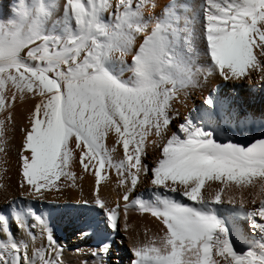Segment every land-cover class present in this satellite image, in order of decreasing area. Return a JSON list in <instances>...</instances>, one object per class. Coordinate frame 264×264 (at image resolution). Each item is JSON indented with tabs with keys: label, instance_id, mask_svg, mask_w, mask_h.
I'll use <instances>...</instances> for the list:
<instances>
[{
	"label": "snow or ice",
	"instance_id": "obj_1",
	"mask_svg": "<svg viewBox=\"0 0 264 264\" xmlns=\"http://www.w3.org/2000/svg\"><path fill=\"white\" fill-rule=\"evenodd\" d=\"M8 7L17 10L0 21V112L11 123L17 97L35 103L19 129V194L0 208V264H67L57 221L88 242L75 249L79 264H124L116 236L132 208L160 227L132 240L127 264H264V243L235 252L223 224L202 210L239 204L264 234V199L246 207L230 194L264 178V96L239 95L246 85L264 92V0H167L159 15L155 0H13ZM110 56L125 63L126 82L102 66ZM210 81L199 115L190 110L173 126V102ZM10 131L0 117V151ZM146 143L157 150L151 160ZM77 161L94 176L88 197L66 196ZM109 169L123 204L99 193ZM144 178L150 199L134 195Z\"/></svg>",
	"mask_w": 264,
	"mask_h": 264
},
{
	"label": "bare ground",
	"instance_id": "obj_2",
	"mask_svg": "<svg viewBox=\"0 0 264 264\" xmlns=\"http://www.w3.org/2000/svg\"><path fill=\"white\" fill-rule=\"evenodd\" d=\"M12 2L13 0H0V8H3L4 13H5V16L0 17V21L6 20L9 15L15 13V11L17 10L16 7L9 9L8 5ZM185 2L192 3V2H197V0H185ZM16 3L19 6H23L24 0H16ZM60 3L62 5L63 0H60ZM155 3H156V8L153 9L152 12L154 15H159L161 12L162 5L166 4L167 0H155ZM104 61L106 62L104 64L105 65L104 68L106 71L109 72L110 75H112L114 78H116L120 82H126L129 73L124 70L125 63L123 61H121L116 56H110L108 58H105ZM107 63H108V66H106ZM253 78L255 79V74ZM211 84L212 82L210 81L209 84L205 85L202 88L190 89L189 90L190 95L186 99L183 96H180L176 101L173 102L172 107L175 110L174 118L171 121V124L173 126L181 122L183 117L189 114L190 110H192L191 111L192 116H194L195 112H196V117L199 115L200 111L204 107L202 105V99L204 96H207L209 94V87H211ZM258 88L259 86H257V89ZM257 89H253L252 92L250 93L246 85L244 88L239 89V95L241 93L240 95L241 97H246L254 93L257 98V101L259 102L260 98L264 96V92H260ZM5 91H6V94L10 95V92L7 88ZM243 94H245V96ZM34 103H35L34 97L29 96L26 100H23V101L20 100L19 97H17V99L13 101L12 107L10 108L11 123H8V120H7L8 111L6 110V111L0 112V117L6 119V126L11 129L10 132L6 133V136L8 138V143L5 146V150L0 151V208L5 206L8 196H18L19 191H20V188L18 187L19 176H18V163H17V151H16L20 144L21 134H20L19 129L22 126H24L25 121L28 119L29 110L32 106H34ZM105 143L106 145L111 147L115 143V140L113 137L109 136V137H106ZM146 148L148 150V159L151 160L152 156L155 154L157 150L155 148H148L147 143H146ZM122 151L123 150L121 146L117 144L116 145V155L121 156ZM70 170L73 172V174L76 177L75 186H72L71 181L68 182L69 189L66 191V196L79 197L83 195L84 197H88L90 185H94V176L90 173L83 172V170L79 167L78 161ZM80 172L81 173L83 172V173L81 174ZM103 177H104L102 178L103 182L101 179V182H102L101 185H104L105 181H107V186L99 189L100 195L108 198L112 203L118 202L120 204H123V200L120 199L121 191L117 184L116 173L112 171L111 169H109L108 175L103 176ZM256 179H258V181L263 180L262 183L264 182V178L255 177L254 180ZM208 183L212 184L213 189L219 186L218 183L215 181H211ZM147 184L148 183L145 180H143V182L140 183L138 187L136 188L134 195H140L142 197L145 195V193H149L147 191H145V193L142 192L143 188L147 187ZM248 186L242 187L238 189V191H236L237 188L233 186L230 192V194H232L237 199L238 202L241 200H246L247 201L245 205L246 207L249 204H252L253 199L257 201V204L260 199L262 198L264 199V196L258 195L260 191V186H261L260 183L259 185H257L258 187L257 189L254 187L255 188L254 193H250L251 191L249 192ZM81 188L83 189L82 192H81ZM250 189H252V187ZM222 194L223 196H225V193H222ZM149 196L150 194L149 195L146 194L147 199L149 198ZM177 198L179 199V197ZM221 202L223 203L221 205L224 208L232 210L231 215L234 221V222L232 221V223L234 224L233 226L235 230L234 232L238 234L237 238L239 240L240 239L248 240L250 243H254L256 245H258L259 243H264V234L252 228V226L249 223L248 217L246 215V211L243 207H241L239 204H230V203H225L223 201ZM216 204L217 203H211L210 205L208 204L202 205V210L205 212L210 211L211 214L216 216V214L218 213L217 209H220L219 207L217 208L218 205ZM37 207H39V205H37ZM231 210H229V212ZM124 223H125V216L123 214V210H121L122 229H123ZM228 226L225 228L226 230L228 229ZM9 227L13 234V238H17V239L20 238L19 230L11 222V220H9ZM159 227H160L159 222L154 217H152L150 213H142L138 211V209H135V208H132L129 210L127 214V229L126 231L122 230L121 233L116 236L117 240H121L123 238V243L116 247V251H118L120 255L123 257L124 264H127L129 260V257H130L129 245L131 244L132 240L135 238L144 240L148 236L157 235ZM54 233L57 239L67 246L63 252L62 258L67 262V264H79V261L84 259V257H81L79 254H77L75 249L78 247H83L84 243H88V242L79 241L73 234L72 226L63 221L56 222ZM227 235H228V231H227ZM3 239H5V236L3 235L2 232H0V240H3ZM93 239H95V237ZM40 243H43V241L38 239L37 244H40ZM231 246L235 252L241 250V248L238 247L237 245H231Z\"/></svg>",
	"mask_w": 264,
	"mask_h": 264
},
{
	"label": "rangeland",
	"instance_id": "obj_3",
	"mask_svg": "<svg viewBox=\"0 0 264 264\" xmlns=\"http://www.w3.org/2000/svg\"><path fill=\"white\" fill-rule=\"evenodd\" d=\"M106 62L104 61V59L102 60V66L103 67H105V64ZM106 66H108V63H107V65ZM240 95H241V93H240ZM244 96H245V94H243ZM196 117V112H195V114H194V116H193V118H195ZM84 172V171H83ZM82 172V173H83ZM81 173V172H80ZM81 173V174H82ZM91 174V173H90ZM83 177H85V176H83ZM102 178H104L103 176H102ZM82 179H84V178H82ZM148 184H147V187H145V188H143V190H142V192H144L145 193V191H147V192H149V193H145V195L144 196H142L141 198H144V199H147L146 198V194H150V196H149V198L148 199H150L151 198V193H150V191H149V181H147L148 180V178H145L144 179ZM257 181V182H256ZM262 181L263 180H259L258 181V179H256V180H254L253 181V183L252 184H250L249 186H248V188H249V192L250 193H254V191H255V188L257 189L258 187H257V185H259V183L260 184H264V182L262 183ZM102 182H103V179H102ZM101 182V183H102ZM208 183V182H207ZM256 185V186H255ZM252 187V189H250ZM255 187V188H254ZM254 189V190H253ZM253 190V191H252ZM236 191H238V189L236 190ZM236 193V192H235ZM222 196H223V194H222ZM179 199H181L183 202H188V201H186L184 198H182V197H179ZM263 199V198H262ZM220 204V205H219ZM221 204H223L222 202H219V203H217L216 205H218L217 206V208L219 207L220 209H217V214H216V216H217V219L219 220H221V223L223 224V226H225V228L228 226V229H227V231H228V235H227V238L229 239V242L231 243V245H237L238 247H240L241 248V252L240 251H237L238 253H242V251L243 252H245V251H248V250H253L254 249V251H255V249H256V251H259L258 249V247H257V245L256 244H254V243H250L248 240H242V239H238L237 238V233L236 232H234L235 230H234V224L232 223V221H233V218H232V215H231V213H232V210L231 209H227V208H224ZM249 205H252V207H255V206H257L256 204H249ZM230 207H232V206H230ZM222 208H224V209H222ZM225 209H226V211H225ZM219 210V211H218ZM229 210H231L230 212H229ZM139 211V210H138ZM228 212V213H227ZM224 213V214H223ZM226 213V214H225ZM221 214V215H220ZM220 215V216H219ZM230 218H229V217ZM225 217V218H224ZM224 218V219H223ZM219 220V221H220ZM226 220V221H225ZM227 222V223H226ZM234 222V221H233ZM232 223V224H231ZM226 224H228V225H226ZM231 225V226H230ZM230 234V235H229ZM228 236H230V237H228ZM246 243V244H245ZM253 245V246H252ZM255 245H256V247H255ZM252 246V247H251ZM255 247V248H254ZM250 248V249H249Z\"/></svg>",
	"mask_w": 264,
	"mask_h": 264
}]
</instances>
